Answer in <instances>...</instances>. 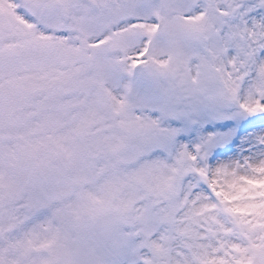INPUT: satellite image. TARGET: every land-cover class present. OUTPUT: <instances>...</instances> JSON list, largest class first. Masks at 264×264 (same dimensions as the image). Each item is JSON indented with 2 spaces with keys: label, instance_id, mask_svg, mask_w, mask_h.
<instances>
[{
  "label": "snow or ice",
  "instance_id": "obj_1",
  "mask_svg": "<svg viewBox=\"0 0 264 264\" xmlns=\"http://www.w3.org/2000/svg\"><path fill=\"white\" fill-rule=\"evenodd\" d=\"M0 264H264V0H0Z\"/></svg>",
  "mask_w": 264,
  "mask_h": 264
}]
</instances>
